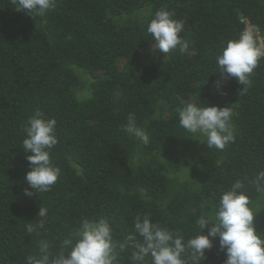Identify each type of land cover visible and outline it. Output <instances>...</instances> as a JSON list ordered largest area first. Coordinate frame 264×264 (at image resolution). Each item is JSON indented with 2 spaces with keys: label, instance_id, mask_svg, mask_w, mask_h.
<instances>
[{
  "label": "trees",
  "instance_id": "16d2710c",
  "mask_svg": "<svg viewBox=\"0 0 264 264\" xmlns=\"http://www.w3.org/2000/svg\"><path fill=\"white\" fill-rule=\"evenodd\" d=\"M162 8L184 22L187 52L153 47L147 26ZM29 15L0 0V264H26L41 239L59 251L84 218H108L113 239L123 242L136 216L149 215L187 241L222 190L264 170V58L246 94L235 78L223 83V94L215 88L216 58L229 40L251 24L264 42V0H57L46 16ZM83 89L89 96L79 99ZM187 102L232 107L235 141L223 151L204 144L194 158L195 136L176 111ZM37 111L57 122L50 158L61 174L29 198L31 153L22 140ZM130 113L149 144L122 130ZM185 170L191 181L169 177ZM245 189L255 208L262 197L247 181ZM40 206L48 209L47 231L28 233ZM256 231L264 236V219ZM131 252L117 249L118 259L133 264ZM205 255L203 264H224L218 238Z\"/></svg>",
  "mask_w": 264,
  "mask_h": 264
},
{
  "label": "clouds",
  "instance_id": "9594fccd",
  "mask_svg": "<svg viewBox=\"0 0 264 264\" xmlns=\"http://www.w3.org/2000/svg\"><path fill=\"white\" fill-rule=\"evenodd\" d=\"M11 3L16 11L27 12L31 17H44L57 6V0H11ZM172 17L173 13L162 8L147 26V32L155 41L153 47L163 55L176 49L187 52L190 46L189 41L179 35L184 22ZM258 31L256 25H247L239 38L229 40L217 56L221 79L215 82L216 91L223 94V83L235 78L243 86L239 95L247 93L251 83L249 77L264 58V45L260 43ZM176 111L180 127L194 136L204 137L208 148L223 151L235 141L232 107L187 102ZM43 117L44 114L37 111L24 128L26 138L22 140V147L26 153H31L26 157L30 170L25 180L32 191H24L29 198L34 196V190L49 191L61 174L50 158V150L58 143L57 122ZM122 130L144 145L150 142L149 134L138 126L134 114L128 115ZM245 181L249 188L264 197V170L251 178L237 180L222 190L215 211L203 212L198 217L195 221L197 231L187 241L178 232L152 222L149 215L136 216L134 233L123 242L113 239L112 223L108 218H84L72 236L60 241L59 251L53 252L51 243L41 239L38 251L26 257V264H119L117 249L120 252L132 249L133 264H145L146 258H150V264H203L206 251L213 248L217 238L219 249L226 256L224 264H264V236L258 234L254 226V217L260 210L251 206ZM37 217L39 220L35 223L26 225L28 233L40 235L47 231L48 209L40 206Z\"/></svg>",
  "mask_w": 264,
  "mask_h": 264
},
{
  "label": "rangeland",
  "instance_id": "374dc122",
  "mask_svg": "<svg viewBox=\"0 0 264 264\" xmlns=\"http://www.w3.org/2000/svg\"><path fill=\"white\" fill-rule=\"evenodd\" d=\"M262 45H264V42L261 41L260 42ZM73 70L75 71V73L77 75H79V77L86 83H90L91 79L89 78V76H87L86 74H84L82 71H80L79 69L73 67ZM89 96V93L86 89H83L81 92H79L77 94V97L79 99L82 98H87ZM195 141H196V147L194 150V158L198 156V154H200L201 152V147L206 143V140L204 137L202 136H195ZM170 178H174L177 179L180 182H184V181H191L190 178V171L189 170H185L179 174L176 175H169ZM256 210H260L257 215L254 217V226L255 229L257 230L260 222L264 219V197L261 198V200L258 202V204L256 205V207L254 208ZM119 264H123L122 261L119 260Z\"/></svg>",
  "mask_w": 264,
  "mask_h": 264
},
{
  "label": "built area",
  "instance_id": "2783aa9c",
  "mask_svg": "<svg viewBox=\"0 0 264 264\" xmlns=\"http://www.w3.org/2000/svg\"><path fill=\"white\" fill-rule=\"evenodd\" d=\"M260 42H261V40H260Z\"/></svg>",
  "mask_w": 264,
  "mask_h": 264
}]
</instances>
